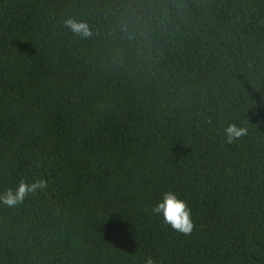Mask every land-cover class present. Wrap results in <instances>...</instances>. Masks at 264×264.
<instances>
[{"label":"trees","instance_id":"obj_1","mask_svg":"<svg viewBox=\"0 0 264 264\" xmlns=\"http://www.w3.org/2000/svg\"><path fill=\"white\" fill-rule=\"evenodd\" d=\"M32 178L0 264H264V0H0V192Z\"/></svg>","mask_w":264,"mask_h":264},{"label":"clouds","instance_id":"obj_2","mask_svg":"<svg viewBox=\"0 0 264 264\" xmlns=\"http://www.w3.org/2000/svg\"><path fill=\"white\" fill-rule=\"evenodd\" d=\"M63 23L72 33L82 38L86 39L91 35L86 21L68 17L64 19ZM247 132L246 127L238 126L235 123H227L223 128V137L227 143H233L247 135ZM47 187L48 182L43 178L20 179L14 185L0 192V205L15 208L21 205L27 197L43 192ZM152 212L156 216L162 217L164 222L177 232L189 234L193 230L194 224L186 201L180 199L172 190L161 192L160 198L152 206ZM144 264H155V261L151 257H147Z\"/></svg>","mask_w":264,"mask_h":264}]
</instances>
